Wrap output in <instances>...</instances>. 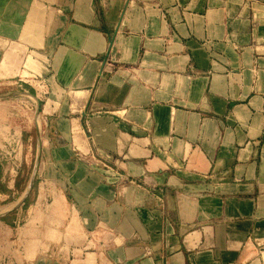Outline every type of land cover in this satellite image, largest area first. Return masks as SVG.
I'll return each instance as SVG.
<instances>
[{
  "label": "crops",
  "instance_id": "obj_1",
  "mask_svg": "<svg viewBox=\"0 0 264 264\" xmlns=\"http://www.w3.org/2000/svg\"><path fill=\"white\" fill-rule=\"evenodd\" d=\"M0 126V264H264V0H0Z\"/></svg>",
  "mask_w": 264,
  "mask_h": 264
},
{
  "label": "built area",
  "instance_id": "obj_2",
  "mask_svg": "<svg viewBox=\"0 0 264 264\" xmlns=\"http://www.w3.org/2000/svg\"><path fill=\"white\" fill-rule=\"evenodd\" d=\"M1 127L2 126H0V129ZM2 133L3 130L0 131V138H2L0 149L5 156L14 160L16 158V155L20 152L21 137L11 129L6 130L4 136L2 135ZM13 172H15V169Z\"/></svg>",
  "mask_w": 264,
  "mask_h": 264
}]
</instances>
